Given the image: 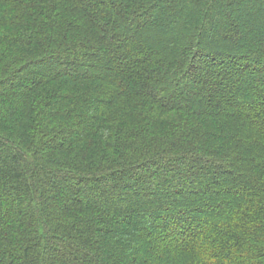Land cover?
Instances as JSON below:
<instances>
[{
  "label": "trees",
  "instance_id": "16d2710c",
  "mask_svg": "<svg viewBox=\"0 0 264 264\" xmlns=\"http://www.w3.org/2000/svg\"><path fill=\"white\" fill-rule=\"evenodd\" d=\"M0 264H264V0H0Z\"/></svg>",
  "mask_w": 264,
  "mask_h": 264
}]
</instances>
